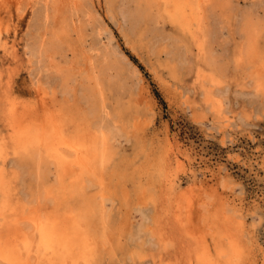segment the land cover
<instances>
[{"label": "bare ground", "instance_id": "6f19581e", "mask_svg": "<svg viewBox=\"0 0 264 264\" xmlns=\"http://www.w3.org/2000/svg\"><path fill=\"white\" fill-rule=\"evenodd\" d=\"M26 1L0 0V5L4 6L8 12H11L14 7L19 11ZM35 1L39 0H32L31 2L36 4ZM131 1L135 7L134 9L127 8L124 11V16H128L137 23L144 17L148 18L149 21H157L159 18L170 20L178 27L175 26L177 29L192 37L196 45L194 47H197L201 55V60L206 61L207 59L210 66L214 63L217 64L218 59L211 58V55L208 57L206 52L208 46L206 43H208V35H210L207 28V25L209 26V12L214 6L215 8L219 7L222 11L225 10L224 8L228 9L230 0ZM46 2L49 4V0ZM254 3L259 2L255 1ZM49 5L51 8L45 7L42 16L44 21L38 26L36 40L30 47L32 53L38 56L36 58L38 66L36 67L39 68L42 62L43 66L48 67L53 75H56L55 77L63 86H66L68 78L71 77L70 79L75 81L78 76H81L84 82L89 81L93 85L89 88V93L85 95V101L88 105L80 111V122H76L78 118L75 120L69 117L71 106H73V111L77 103L70 107L64 105L70 101H68L70 97L68 96V88L62 90L63 97H66L67 100H64V104L58 100L60 98H57L58 94H51L46 86H39L37 90L38 101L35 103L20 102L17 98L14 99L12 93L11 97L13 98L10 99V97L7 100L8 105L5 110L6 118L4 121L7 134H1L0 131V158H5L3 154L6 153L7 155L11 147L12 153L20 157L15 159V162L14 160L10 162L9 168L12 169H10L11 173L15 175L12 176L14 181L19 178L18 180H22V183L23 181L26 182L23 176L24 171L28 170L34 177L35 182H33L36 183V188L26 184V191L24 186L18 190L15 185L16 181L12 182L15 183L14 186L12 184L9 186L10 177L9 173L7 174L8 171H5L7 170L6 164L2 163V165L0 162V264H91V260L107 243V235L100 236L101 232L99 233V231H103L102 226L105 225L106 209L104 202L107 195L104 194L100 203L97 201L100 206L96 207L95 203L93 204L95 199L86 191L93 181L100 182L105 188L107 184L105 174L110 159L115 155H113L114 151L120 147L117 144L119 147L115 146L113 139L117 135L122 137L123 128L114 126L108 121L107 116L110 111L106 102L105 88L114 89L115 86H123V82L118 78L121 76L122 70L117 63L112 64L111 60L104 58L110 53L108 48L104 49L102 57H95V59L92 54H86L88 50L82 47L75 67L74 65L70 67L63 65L61 61L65 55L62 48L65 44L70 45L73 42V32H80L84 28L81 13L85 8V2L83 0H52ZM255 7L256 5L252 4L248 10H244V19L240 25L241 39H235V45L233 44L235 48L228 56L233 66L247 69L245 76L249 79L245 85L252 84L254 91L264 98V19L256 13ZM254 11L257 15L253 13ZM87 12L90 14L91 10L88 8ZM115 13L111 15L113 16ZM38 16H41L40 12ZM226 16L225 14V18ZM120 20L122 23V19ZM142 30H144L143 27ZM127 36L129 34H126L125 39ZM135 40L139 41L134 38ZM147 43L149 44V42ZM0 47L4 54L10 55L13 59L24 60L30 74L33 75L34 60L25 59L27 52L25 51L23 55L15 40L9 43L7 39H4V36L0 35ZM131 49L133 48L131 47ZM133 50L135 51V49ZM214 53L213 50V56H215ZM196 68L195 78L200 84V89L204 87L205 91L214 93L211 88L208 89L207 87L210 82V86H215L217 94H221L224 88L218 87V83L221 82L219 77L214 76V73L208 71L202 64L198 63ZM113 69L118 75L117 81L112 79ZM3 87L0 88L3 90ZM6 98L8 97L6 96ZM207 100L205 103L211 102L213 112L215 111L217 118L224 123L223 130L231 127L234 121L227 115L229 112L226 111L224 100L215 93L208 94ZM130 103V101L129 104L127 102V105L130 106ZM57 104L63 106L55 108ZM127 108L130 109V107ZM124 109L126 108L123 105ZM87 112L93 116L96 114L99 118L92 121ZM136 117L138 118V115ZM126 120L129 122L128 119ZM123 136L126 137V135ZM126 139L129 140L127 137ZM173 144L176 145L183 158L190 162L191 177L186 185L182 184L171 168L174 161L178 164L182 162L180 155L168 156V153L165 154L167 156L165 159L167 161L164 163L166 172L160 173L159 178L152 180L150 185L152 190L150 187H145V189H150L149 195H146V202L152 203L155 208L153 222L148 228V218L146 221L139 219L140 224L131 233V239L137 240L138 243L141 242V245L143 242L145 245L148 241L150 243L156 239L153 244H157L160 249L151 255L154 262L152 264H260L252 254L253 238L248 233L246 215L241 212V207L237 208L236 205H232L237 197L219 192L218 187L212 186L210 191L214 194L215 199L209 201L210 198H206L207 195L204 194L205 182L207 181L200 177L199 172L201 171L193 165L196 158L188 150L182 151L181 144L177 140ZM173 144L172 142L170 144L172 150L174 149ZM237 158L240 160L239 156ZM3 161L5 162L4 159ZM50 164L56 166L57 182L53 184L47 180ZM224 168L222 165L219 167V169ZM201 174H205V172ZM11 185L14 187L12 189L14 196L11 195L10 197V193L13 192L10 190ZM74 197L85 199L86 206L71 207L68 203ZM45 201H53V207L44 203ZM63 206L66 207L63 208ZM261 262L264 264V260ZM139 264H146V260L142 258Z\"/></svg>", "mask_w": 264, "mask_h": 264}, {"label": "rangeland", "instance_id": "374dc122", "mask_svg": "<svg viewBox=\"0 0 264 264\" xmlns=\"http://www.w3.org/2000/svg\"><path fill=\"white\" fill-rule=\"evenodd\" d=\"M31 1V6L27 0L22 4L19 11L14 7L11 12H8L4 6L0 5V35L4 36V39H7L9 43L15 40L22 54L27 52L25 59L34 60L32 75L24 60L13 59L10 55L4 54L0 47V83H3L0 85L4 86L3 90L0 88L3 91H0L1 134H7V129L4 127L5 110L8 105L7 100L12 94L14 99L17 98L20 102L35 103L38 101L37 90L39 86H46L51 94L57 93V98L60 97L58 100L64 104V100H67L66 97H63L62 90L68 88V96H70L68 101H70L68 102L69 105L67 102L64 105L70 107L77 103L73 111V106H71L69 117L75 120L78 118L76 122H80V111L88 105L85 101V95L89 93V88L93 85L89 81L84 82L81 76H78L76 83V80L73 81L70 77L67 79L66 86H63L55 77L56 75L54 76L48 67L43 66L42 62L39 68L36 67L38 66L36 59L38 56L32 53L30 47L36 40L38 26L44 21L42 16L45 7L51 8L49 4L52 0H49V4L46 0L35 1L36 4ZM83 1L85 8L83 14L81 13V20L84 23V28L80 32L72 33L73 42L70 45L65 44L62 48L65 57L61 62L65 66L74 65L75 67L82 47L88 50L86 54L90 53L94 58L102 57L104 49L108 48L110 53L104 58L111 60L112 64L117 63L123 73L118 77L116 70L113 69L112 79L118 77L123 82V86L125 84L124 87L120 85L115 86L114 89L105 88L106 102L110 111L107 116L108 121L114 126L123 128V131L122 137L117 135L113 139L115 146L119 145L120 147L117 146L119 147L117 148L118 151L115 150L113 153L115 155L110 159L105 174L107 179L105 188L100 182L97 181L98 184L93 181L86 191L95 199L93 204L95 203L96 207L100 206L99 203L103 200L104 194L107 195L104 202L106 209L105 225L102 226L103 231H99V233L101 232L100 236L107 235V243L90 263L139 264L142 258L146 260V264L154 263L151 255L160 249L157 244H153L156 239L150 243L148 241L145 245L143 242L141 245V242L138 243L137 240L131 239L130 235L140 224L139 219L146 221L148 218V228L153 222L155 208L152 203L146 202V197L149 195L148 191L151 189L152 180L159 178L160 173L166 172L164 168V163L167 161L165 160L167 159L166 153L168 156L180 155L182 162L178 164L174 161L171 168L182 184L186 185L191 177L190 162L183 158L176 145L173 144L177 140L181 144L182 151L188 150L196 158L193 165L201 171L199 172L200 177L207 181L205 182L204 194L207 195L206 198H210L209 201L215 199L214 194L210 191L212 186L218 187L219 192L237 197L232 205H236L237 208L241 207V212L246 215L248 233L253 238L252 254L254 259L257 258V262L261 264V261L264 260V167H262L264 165V98L254 91L252 84L245 85L249 79L245 76L247 69L233 66L228 54L233 52L235 48V39H241L240 25L244 19V10H248L254 4L256 5V13L264 19V0H230V6L228 9L224 8V11L219 7L215 8V6L210 9L209 26L207 25L210 35H208V43H206V45L208 44L206 52L208 57L211 55V58L218 59L217 64L214 63L211 66L207 63V59L206 61L201 60V55L197 47H194L196 45L192 37L177 29L178 27L170 20L159 18L157 21H149L148 18L144 17L137 23L128 16L125 15V17L124 11L127 8L134 9L135 7L131 0ZM255 1L259 3L255 4ZM88 8L91 10L90 14L87 12ZM39 12L41 16H38ZM114 12L116 13L112 16L111 14ZM256 13L255 15H257ZM225 14L227 15L226 18ZM119 18L122 19V23ZM231 29L232 31H230ZM125 33L129 34L126 37L127 40ZM134 38L138 39L140 43L137 40L134 41ZM82 40L84 41L82 42ZM213 50L215 56L212 55ZM154 60L157 62L155 63ZM198 63L205 66L208 71L213 72L214 76L219 77L221 82L218 83V87L224 88L221 94H217L215 86H210V82L207 84L208 89L211 88L216 95L224 100L226 111L229 112L227 115L234 121L232 126L226 130H223L224 123L217 118L215 111L213 112L211 102L205 103L208 101V94L214 93L205 91L204 87L200 89V84L195 78ZM129 101L132 103L130 106L127 105ZM123 105L126 108L124 110ZM59 106L60 104H57L55 108ZM119 109L122 115L121 113L118 114ZM132 110L134 111L132 112ZM89 113L92 121L99 118L96 114L93 116ZM135 114L138 115V118ZM123 132L126 133L123 134ZM123 135H126L129 140H125L126 137ZM170 141L174 145L173 150L170 148ZM10 148L8 152L10 154L7 153V156L4 153L5 158H0L1 164H6L7 170L5 171H8L7 174L9 173L8 185L14 186L15 183L12 182L16 181L17 187H15L18 190L24 186L26 191V184L36 188L34 177L28 170L24 171L23 176L26 182L23 181L22 183V180H18L19 178L14 181L15 175L11 173L12 169L9 168L10 162L13 160L15 162V159L20 157L15 156ZM237 156L240 157V160ZM50 165L47 180L53 184L57 182L56 166L52 164L51 167ZM221 165L225 168L219 169ZM202 172L205 174H201ZM50 174L54 176H50ZM13 186L12 188L9 187L13 191L12 194L10 193V197L11 195L14 196ZM145 187H150V189H145ZM84 200L82 197H77V199L74 197L68 204L71 207H79L80 205H82L80 207H85L86 200ZM44 203L53 207L54 202L45 201ZM65 207L63 206V208ZM142 237L145 236L142 235Z\"/></svg>", "mask_w": 264, "mask_h": 264}]
</instances>
